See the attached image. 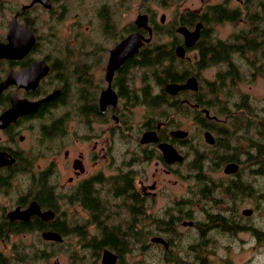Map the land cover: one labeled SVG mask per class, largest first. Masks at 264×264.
<instances>
[{"label": "flooded vegetation", "instance_id": "flooded-vegetation-1", "mask_svg": "<svg viewBox=\"0 0 264 264\" xmlns=\"http://www.w3.org/2000/svg\"><path fill=\"white\" fill-rule=\"evenodd\" d=\"M236 1L234 5L232 0L209 1L200 9L176 10L165 30L163 12L158 19L156 12H138L133 21L120 26L110 6L113 0H103L95 13L97 32L109 44L100 45L98 53L81 44V28L72 29L73 44L54 41L52 25L66 19L70 1L29 0L14 8L8 21L0 20L4 28L0 33V264H106V250L115 255L113 264H120L124 256L108 245L111 227L121 226L114 220L113 204L120 205L121 212L125 205H132L139 211L134 222L137 218L145 228L146 216L154 217L148 210V198L155 201L162 188L157 174L179 176L173 165L186 159L194 171V164L203 162L204 197L216 189L231 197L254 193L259 197L256 181L264 179V98L241 91L239 83L246 77L255 81L264 74V30L256 28L259 21L252 17L260 12L264 0L257 1L251 11L244 8L245 0ZM159 2L164 6L169 3ZM120 4L125 6L123 0ZM213 6L235 12L237 17L232 20L247 17L254 24L241 28L230 40L215 38L210 24L232 20L216 15ZM39 9L53 22L41 19ZM141 15H146V25L137 21ZM12 19L16 30L11 41ZM197 24L195 39L187 40L180 27L192 33ZM40 26L45 34L40 33ZM20 27L27 36L32 33L33 43L26 45L28 37L21 35ZM163 31L165 39L161 38ZM132 33L141 35L137 48L133 52H129L131 46L118 48ZM202 33L208 43L233 47L225 53L217 51L223 53L217 61H211L207 53L208 63L200 69L195 62L200 57ZM158 43L173 52L175 68L189 70L182 81L173 82L184 83L194 76V87L170 93L166 85L171 81L156 84L153 66L138 60L144 48ZM111 58L114 65L109 67ZM237 61L247 70L241 71ZM212 67L213 77L201 76ZM163 89L170 96L188 91L182 98L185 112L197 126L194 134V130L180 127L173 114L166 112L162 117ZM141 111L143 118L137 122L134 117ZM177 129L187 134L176 136L172 131ZM147 131H154L156 139L143 140ZM116 141L131 151L129 160L117 162ZM23 142L29 146L24 147ZM162 142L171 144L182 160L167 161L159 147ZM149 161L154 166L147 181L148 176L135 164ZM215 171L219 173L217 181L211 177ZM193 177L196 181L195 174ZM115 190L126 193L115 196ZM117 197L123 201L116 203ZM247 209L249 213L244 212ZM240 212L205 210V225L223 230L230 238L237 230H249L257 241L264 242V232L241 222V215L248 218L253 209L243 207ZM130 218L125 215L127 222ZM84 249L89 251L90 262ZM62 254L67 255V261L60 259Z\"/></svg>", "mask_w": 264, "mask_h": 264}, {"label": "rangeland", "instance_id": "rangeland-1", "mask_svg": "<svg viewBox=\"0 0 264 264\" xmlns=\"http://www.w3.org/2000/svg\"><path fill=\"white\" fill-rule=\"evenodd\" d=\"M70 1L69 13L64 21H61L59 25L53 26L56 31V37L54 41L59 44H73L74 30L81 28L80 41L85 48L95 50L97 53L101 50L100 45L109 44L108 40H105L100 33H98V27L96 22V8H98L103 0H67ZM111 1V0H108ZM125 6L120 4V0H113L111 6L114 7L113 16L120 19V26L126 24L128 21H133L138 12H156L157 19L163 12L166 15V24L164 29H169L171 20L175 15V11H182L187 8L200 9L205 2L217 1V0H168V5H162L159 1L161 0H123ZM167 2V0H163ZM220 1V0H218ZM259 0H248L245 6L246 10H255L256 3ZM29 0H0V20L5 22L8 21L14 8L22 5L23 3H28ZM127 4V5H126ZM231 4H237L236 0H232ZM258 8V7H257ZM40 10V9H39ZM37 10L41 19L47 20L52 23L53 20L49 17L48 13L45 11ZM76 14V15H75ZM78 21V24L75 22ZM89 24V28H85V25ZM251 24L253 21L248 20L247 17L240 20L237 19L232 21H220L212 22L210 25L214 30L212 33L213 37L222 38L230 40L232 34L245 28ZM47 26V25H44ZM255 26L257 29L264 30V19L262 21L256 22ZM0 33L4 30L1 29ZM39 31L41 34H45V30L40 26ZM166 31L162 32V39H165ZM159 36H156L158 39ZM167 39V38H166ZM41 44H44V39H41ZM96 45V46H95ZM193 52H189V55H193ZM241 71H246L245 67H241ZM219 68V67H218ZM215 68H209L202 71L201 76L213 77ZM239 88L241 91H248L250 94L254 95L256 98H264V74L263 76L255 79L243 78L239 83ZM264 103V102H263ZM165 107V108H164ZM165 109L169 114H173L174 120L182 128H187L194 130L193 134L197 131V126L193 122L192 118L188 116V113H180L179 111L169 108L167 105H162L161 111ZM143 118V113L137 114L134 119L140 122ZM137 125V124H136ZM132 131V134L135 132ZM118 135L116 136V138ZM131 140V139H130ZM134 140H131L133 142ZM21 145L27 148L29 144L23 142ZM114 146L116 147L117 162L120 163L124 158L125 161L130 159L131 151H126L125 145L122 141H116ZM133 148H130L132 150ZM188 150L184 147V151ZM153 161L143 162L141 164L136 163L135 167L139 172H143L148 176L150 180L153 171ZM178 171L179 176L167 175L163 172L157 174L159 178V185L162 188L158 191L155 196V201L148 198L149 204L148 210L151 215L162 217L165 215V211H169L168 214H173V216L181 215V219L178 221L176 230L170 233H162L164 236L174 237V245L172 246L171 252L164 253L160 246L150 245L148 249H137L135 248L131 254L126 255L131 264H264V242L261 240H256L251 231L249 230H237L236 235L233 234L230 238L220 229L218 232L216 229H209L206 224L205 210L212 211L215 213L223 212L224 214H238L241 213L240 209L243 207H251L253 213L248 218L241 215V222L244 224H249L255 226L261 232H264V179L257 178L256 186L260 192L259 197L253 195L244 194L242 196L231 197L228 194H223L218 189L208 193V197H200L197 191V182L194 181L193 175L194 170L189 169L187 159L181 164L173 165ZM216 174L211 173V177L217 181L218 171ZM160 175L163 176V180H160ZM187 178V179H186ZM170 179V180H169ZM176 179V182L173 180ZM212 180L213 183L216 182ZM218 192L216 193V191ZM206 193V191L204 190ZM200 197V198H199ZM115 202L123 201L122 197L115 198ZM194 200L196 202H194ZM190 201V204L187 202ZM148 205V203H147ZM177 205L176 209L171 208ZM191 209L192 216H185L183 212L189 211ZM180 210V212H178ZM114 220L121 224V228L124 226L125 213L120 211V205L113 204ZM81 214H84L80 210ZM189 217V218H187ZM197 220L199 224H203V234L199 238V233L193 225L183 224V220ZM235 221V219H234ZM161 234V233H160ZM85 254V259L90 262L91 257L89 251H83ZM61 260L67 261V255H61ZM55 261V260H53ZM52 261V262H53Z\"/></svg>", "mask_w": 264, "mask_h": 264}, {"label": "trees", "instance_id": "trees-1", "mask_svg": "<svg viewBox=\"0 0 264 264\" xmlns=\"http://www.w3.org/2000/svg\"><path fill=\"white\" fill-rule=\"evenodd\" d=\"M212 9H214L216 15H222L224 16L223 18L227 19H235L237 16L234 14L235 12H228L224 9H219L218 7L213 6ZM260 12H254L252 17H254L257 21H262L264 19V1L260 2L259 6ZM200 19L203 20V16L199 17ZM183 21L189 22L188 18L182 19ZM191 20V18H190ZM205 33V31H204ZM202 33L201 40L199 42V52H200V57L199 59L195 62L197 66L203 68L207 65V59L206 55L207 53L211 56V61H217L221 59V56L223 53H218L217 51L224 52L225 51H231V47L233 45H226L223 42H217V43H208L206 34ZM217 49V50H216ZM237 49L240 50V46L237 47ZM213 53V55H212ZM221 55V56H220ZM174 54L171 51L167 52L165 50V45L163 43H158L155 46H152L151 48H144L139 56L138 61H142L141 63L147 64V66H153L152 75L155 76L157 79L156 84H160L163 86L164 82L166 81H182L186 76L187 72L189 71L187 68H175L173 64L171 63V60H173ZM168 61L169 63H165ZM188 91H180L177 96H170L168 95L164 89L162 91V99L161 103L166 104L169 108H175L176 111H179L180 113H184L186 111V108H184V105H186L183 102L182 95L184 97L187 96ZM147 96L150 98V96L147 94ZM155 100H157L155 98ZM165 108V107H164ZM165 111V109L163 110ZM162 117H166V111L162 113ZM196 167L195 170V180L197 182V191L199 192L200 197H204V171H203V162H198L194 164ZM123 192L122 190H115L114 194L115 196L122 195ZM199 197V198H200ZM130 201H132V198L128 196L127 198ZM194 202H196L194 200ZM126 204V203H125ZM187 204H190V201L187 202ZM171 208L176 209L177 205L172 206ZM180 212V210L178 211ZM124 213L125 215H130L131 218L127 222V220L124 219V226L121 228L119 225L114 224L111 227V236L110 240L108 241V245L115 248L116 251L119 252V255L123 260L121 261L120 264H131L129 261H127L126 253L131 254L135 248L137 249H148L150 245H155V246H160L162 251L166 254L168 252H171L172 246L174 245V237L172 236H164L162 233H170L176 230L178 221L181 219V215L173 216V214H168L170 213L169 211H165V215L162 217L154 216L153 220L151 216L147 215L146 219V226L145 228H142L139 225L138 219L136 218V222H134V218L139 215V211L135 210L132 205H125L124 206ZM183 215L191 217V209L189 211L183 212ZM187 217V218H189ZM192 220V219H191ZM184 221V220H183ZM182 221V222H183ZM193 221V220H192ZM194 222V221H193ZM194 226L197 229L199 233V238L202 237L204 228L203 224H199V222L196 220L194 222ZM161 233V234H160ZM153 234H159L161 236H164L165 239L168 241V246L165 247L162 243L160 242H154L151 241L150 238ZM172 253V252H171ZM125 260V261H124Z\"/></svg>", "mask_w": 264, "mask_h": 264}, {"label": "water", "instance_id": "water-1", "mask_svg": "<svg viewBox=\"0 0 264 264\" xmlns=\"http://www.w3.org/2000/svg\"><path fill=\"white\" fill-rule=\"evenodd\" d=\"M137 21L139 23L143 24V25H146V15L139 16V18H138ZM14 26H15L14 25V20L12 19L10 31H9V34H8V38H10L11 41H12V38L15 36V30H16V28L14 29ZM198 28H199V24H197L196 30L194 32L190 33V31H188L186 28L180 27V29L184 31L185 37H186L187 40H189L190 37H191L192 40L195 39V37L197 35V29ZM20 33L23 36H27L26 35V31H24V29H22V27H20ZM190 35H193V36H190ZM27 37H28V40L26 42V45H30L31 43H33L34 37H33L32 33H28V36ZM140 41H141V35L138 34V33H132V34L128 35L118 45V48H126V47L129 48V46H131L129 48V52H133L137 48V46L140 44ZM111 59L109 60L110 61L109 64H108L109 67H112L114 65L113 64L114 63V60H113V58H111ZM195 85H196V78L194 76H191V77L187 78V80L184 83H175V82L167 83L166 89L170 93H176L180 89L192 88ZM172 133L174 135H176V136L181 137V136H185L187 134V131L186 130H183V129H177V130L172 131ZM154 134H155L154 131H147V132H145L144 133L143 140H149V139L150 140H155L156 138H155ZM159 147L162 149V151H163V153H164L165 158L167 159V161H173V160H179V161H181L182 160V158H183L182 155L178 151H176V149H174V147L171 144H169L167 142H162V143H159ZM244 212L245 213H249L250 210L247 209V210H244ZM192 223H193V221H191V220H184L183 221V224H189V225H191ZM150 239H151V241L162 243L165 247L168 246V241L163 236H161V235H153ZM103 257H104L103 258V261L106 264H113L114 263L115 255L112 254L111 252H109L107 250L104 251V256Z\"/></svg>", "mask_w": 264, "mask_h": 264}]
</instances>
